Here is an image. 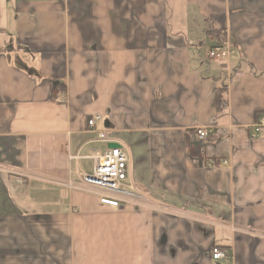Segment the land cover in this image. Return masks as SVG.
<instances>
[{
	"label": "crops",
	"instance_id": "crops-1",
	"mask_svg": "<svg viewBox=\"0 0 264 264\" xmlns=\"http://www.w3.org/2000/svg\"><path fill=\"white\" fill-rule=\"evenodd\" d=\"M263 112L264 0H0V264H264ZM116 144L140 206L66 186Z\"/></svg>",
	"mask_w": 264,
	"mask_h": 264
},
{
	"label": "built area",
	"instance_id": "built-area-1",
	"mask_svg": "<svg viewBox=\"0 0 264 264\" xmlns=\"http://www.w3.org/2000/svg\"><path fill=\"white\" fill-rule=\"evenodd\" d=\"M234 53L235 50L232 46L226 43H218L208 50L207 57L221 62L233 56ZM98 120H100L99 116L91 117L87 120V126L93 129ZM263 129L264 112L251 126L249 136L256 138ZM212 132L207 128L197 129V139L205 141L213 134ZM98 139L104 142L108 141L105 132L98 133ZM92 160L91 172L81 173L78 182L71 180L66 182L69 189L95 194L98 196L100 204L113 209L128 205L140 206L144 203V195L130 179V157L123 145L116 144ZM218 166H226V161H221ZM224 257L225 254L222 250L216 247L212 249L214 260Z\"/></svg>",
	"mask_w": 264,
	"mask_h": 264
},
{
	"label": "trees",
	"instance_id": "trees-1",
	"mask_svg": "<svg viewBox=\"0 0 264 264\" xmlns=\"http://www.w3.org/2000/svg\"><path fill=\"white\" fill-rule=\"evenodd\" d=\"M225 94H226V86L220 85L216 89V107L218 112H221L222 109L226 106Z\"/></svg>",
	"mask_w": 264,
	"mask_h": 264
},
{
	"label": "water",
	"instance_id": "water-1",
	"mask_svg": "<svg viewBox=\"0 0 264 264\" xmlns=\"http://www.w3.org/2000/svg\"><path fill=\"white\" fill-rule=\"evenodd\" d=\"M112 147H114V145Z\"/></svg>",
	"mask_w": 264,
	"mask_h": 264
}]
</instances>
